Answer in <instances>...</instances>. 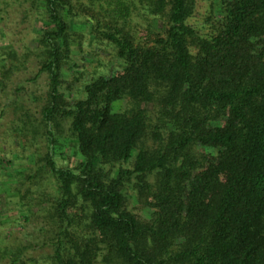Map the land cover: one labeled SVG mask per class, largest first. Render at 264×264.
I'll use <instances>...</instances> for the list:
<instances>
[{
	"label": "trees",
	"instance_id": "16d2710c",
	"mask_svg": "<svg viewBox=\"0 0 264 264\" xmlns=\"http://www.w3.org/2000/svg\"><path fill=\"white\" fill-rule=\"evenodd\" d=\"M3 93L0 264H264V0H0Z\"/></svg>",
	"mask_w": 264,
	"mask_h": 264
},
{
	"label": "rangeland",
	"instance_id": "374dc122",
	"mask_svg": "<svg viewBox=\"0 0 264 264\" xmlns=\"http://www.w3.org/2000/svg\"><path fill=\"white\" fill-rule=\"evenodd\" d=\"M207 8V4L203 1L198 3L197 9H196V20L200 19L202 17V14L205 12ZM33 66V65H31ZM33 68V67H32ZM31 73L33 72V69H30ZM31 73L25 75V76H29ZM32 75V74H31ZM24 76V78H25ZM22 84H24L27 88L28 91L33 92L34 94H40L42 92H44L45 90V82H44V76L40 75V77L38 79H36L35 83L33 84H25L24 81H22ZM11 89V85H7V87L4 89L5 91H8ZM4 91V92H5ZM0 102L2 104H6L5 102V94H0ZM11 108L7 107L5 110V113L3 115V118L0 120V133L2 134H6L7 131V127L11 121ZM1 141H5V139H2ZM8 144L5 145V147H7ZM0 149H3V146H0ZM10 158L6 157V159L3 162V165L8 166V164L6 163ZM22 158L17 157L15 158V161H13V159L11 160V166L10 169L8 168V172H10V170L15 171L16 168V164H20ZM19 176H20V172L19 170L17 171ZM10 181H7V183H9ZM14 182V181H13ZM6 187V185H4V188ZM3 189V187H2ZM8 190V187H7ZM2 195L0 194V197ZM136 210L138 212V205L136 206ZM38 224L35 223V221H31L28 224H26L23 228L21 227H10L6 230H4V232H6V234H8L9 236H13L15 238V240L25 244V245H30V246H35L37 245L39 242L37 241L38 239H40V237L36 236L38 234ZM37 254V252H36Z\"/></svg>",
	"mask_w": 264,
	"mask_h": 264
}]
</instances>
